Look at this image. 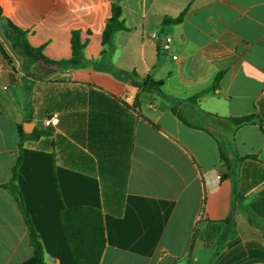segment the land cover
<instances>
[{"label": "crops", "instance_id": "0c3cea01", "mask_svg": "<svg viewBox=\"0 0 264 264\" xmlns=\"http://www.w3.org/2000/svg\"><path fill=\"white\" fill-rule=\"evenodd\" d=\"M112 2L0 0L1 18L50 60L73 57L74 31L86 43L79 67L38 61L25 69L0 36V186L19 158V126L33 123L27 134H49L24 143L18 186L46 264H76L61 224L62 211L76 206L104 211L100 264H264V232L250 219L264 224L262 127H213L232 138L238 156H257L241 162L236 182L217 136L174 111L187 119L203 112L264 121V0H122L129 30L105 47ZM133 73L131 80L163 81L161 93H141L128 79ZM120 182L126 188L117 215L103 184ZM0 264H36L17 201L1 187Z\"/></svg>", "mask_w": 264, "mask_h": 264}, {"label": "trees", "instance_id": "16d2710c", "mask_svg": "<svg viewBox=\"0 0 264 264\" xmlns=\"http://www.w3.org/2000/svg\"><path fill=\"white\" fill-rule=\"evenodd\" d=\"M122 0H113L112 2V17L108 20L104 34H103V45L106 47L111 44L113 35L118 31H128L125 22L122 18L123 16V7L121 5ZM183 15L178 18H166L164 20V25L168 24H177L182 21ZM7 24L14 30L15 35L10 37L12 50L23 60H27L29 65L37 63L38 61H44L47 64H53L58 66H65L68 68H76L81 65L82 57L81 51L85 47L86 43L81 41V32L74 31L72 33V49L73 57L70 60L62 61H52L43 54V48L33 47L27 37V32L21 28L15 26L12 22L6 21ZM0 51L6 56L3 46L0 44ZM222 75L220 74L215 84L218 82L219 78ZM133 77H137L136 73L131 74L128 79L131 80ZM142 92H158L161 93L163 87V81H156L152 77L147 76L142 82L137 80H131ZM141 94L138 98L140 99ZM192 101H197L198 96L191 98ZM174 111L181 118V120L190 127L202 128L213 135H216L219 139V145L221 149V157L225 165L229 169L228 176L235 177L236 182L239 177V167L241 162L247 158L257 159L255 155L243 156L240 157L234 151L232 145V138L230 136L217 135L216 130L211 131L210 127H214L216 123L224 124L229 126L232 130H237L243 126L257 124L259 123L264 131V121H258L257 117L254 115L244 116V117H229L222 118L216 115L203 113L204 117H210L212 121L206 120L203 118H193L187 119L181 112H178L176 109ZM49 134L45 131H40L36 129L32 134H27L24 131L23 126H19V158L16 165L12 171V178L8 184L0 186L1 188L6 189L17 201L19 210L23 215L25 223L27 225L29 233L30 245L34 250V257L36 259V264H46L45 260V251L41 242V238L32 222V218L29 212L26 210L25 202L23 195L18 186V179L20 177L19 168L22 164V150L24 143L29 140H35L40 138L43 135ZM237 186V185H236ZM235 186V197L238 199L241 195L237 192ZM125 183L120 182L114 185L103 184V195L105 197L106 204H111L113 207V212L117 215H121L124 208V194H125ZM109 189V193H108ZM110 190H113L112 193ZM111 192V200L109 195ZM264 193V190L261 192ZM251 222L258 225L263 229L264 224L259 223L250 216ZM61 224L63 232L65 234V239L73 258L76 264H100L103 257L105 248H106V229L104 221V211L102 209L90 207V206H76L71 208H65L61 213ZM235 234L232 233V235ZM231 235V236H232ZM227 232L223 234L221 239L218 242L217 249L215 251L214 258L217 257L220 252L223 250L225 242L228 238ZM212 264V263H210Z\"/></svg>", "mask_w": 264, "mask_h": 264}, {"label": "rangeland", "instance_id": "374dc122", "mask_svg": "<svg viewBox=\"0 0 264 264\" xmlns=\"http://www.w3.org/2000/svg\"><path fill=\"white\" fill-rule=\"evenodd\" d=\"M14 30L7 24V22L1 18L0 15V36L4 40V43L6 44L7 48L11 50V52L14 54V56L19 60V63L21 66H23L25 69H28L29 62L27 60L21 59L13 50L11 47V41L10 37L14 36ZM18 56V57H17ZM30 74L36 75L38 77L37 73L30 71Z\"/></svg>", "mask_w": 264, "mask_h": 264}, {"label": "built area", "instance_id": "2783aa9c", "mask_svg": "<svg viewBox=\"0 0 264 264\" xmlns=\"http://www.w3.org/2000/svg\"><path fill=\"white\" fill-rule=\"evenodd\" d=\"M152 37L153 38H157L158 37V34L155 32V33L152 34ZM172 43H173L172 38L171 37H166L163 41H161V47L164 50L168 51V50L171 49ZM173 59L174 60H177V56H173ZM56 118H57L56 116H53V117L48 118L45 121V123H44L45 126L49 127V126L53 125L55 123Z\"/></svg>", "mask_w": 264, "mask_h": 264}, {"label": "water", "instance_id": "95a60500", "mask_svg": "<svg viewBox=\"0 0 264 264\" xmlns=\"http://www.w3.org/2000/svg\"><path fill=\"white\" fill-rule=\"evenodd\" d=\"M29 127H30V129H29ZM33 128H34V124L33 123H26L24 125V130H25L26 133H31L33 131ZM210 130L215 131V128L210 127Z\"/></svg>", "mask_w": 264, "mask_h": 264}]
</instances>
